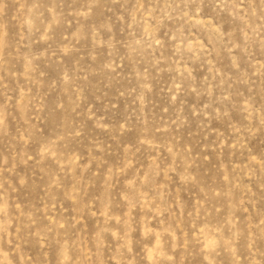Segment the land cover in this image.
<instances>
[{
    "label": "rangeland",
    "instance_id": "rangeland-1",
    "mask_svg": "<svg viewBox=\"0 0 264 264\" xmlns=\"http://www.w3.org/2000/svg\"><path fill=\"white\" fill-rule=\"evenodd\" d=\"M0 264H264V0H0Z\"/></svg>",
    "mask_w": 264,
    "mask_h": 264
}]
</instances>
